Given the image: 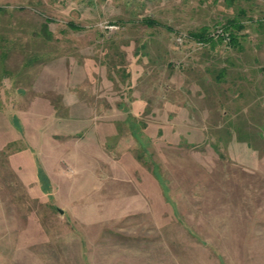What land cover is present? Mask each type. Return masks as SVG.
I'll return each instance as SVG.
<instances>
[{"label":"rangeland","instance_id":"rangeland-1","mask_svg":"<svg viewBox=\"0 0 264 264\" xmlns=\"http://www.w3.org/2000/svg\"><path fill=\"white\" fill-rule=\"evenodd\" d=\"M0 264H264V0H0Z\"/></svg>","mask_w":264,"mask_h":264},{"label":"trees","instance_id":"trees-1","mask_svg":"<svg viewBox=\"0 0 264 264\" xmlns=\"http://www.w3.org/2000/svg\"><path fill=\"white\" fill-rule=\"evenodd\" d=\"M142 20H143V23H145L147 25H153V24L157 23L150 18H144ZM50 21H51L50 19H46L45 22L42 23L41 28H40V34H42L46 38H49L51 36V32H50V30L48 28V24H47ZM227 26L229 29L230 42L232 44H235L236 43V35L233 31H235V29H240L242 26L234 23L232 20L227 23ZM68 27H70L71 29H75V30L80 29V26L73 23V22H69ZM191 37H193L196 40H200V41H208L206 28H202L201 30H199L197 32H192Z\"/></svg>","mask_w":264,"mask_h":264},{"label":"built area","instance_id":"built-area-1","mask_svg":"<svg viewBox=\"0 0 264 264\" xmlns=\"http://www.w3.org/2000/svg\"><path fill=\"white\" fill-rule=\"evenodd\" d=\"M177 41L180 43L182 41V38L181 37H178L177 38Z\"/></svg>","mask_w":264,"mask_h":264}]
</instances>
